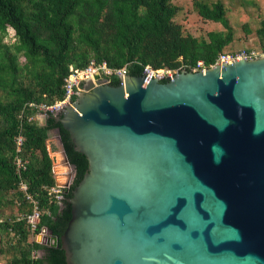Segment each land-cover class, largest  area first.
<instances>
[{"label":"water","instance_id":"95a60500","mask_svg":"<svg viewBox=\"0 0 264 264\" xmlns=\"http://www.w3.org/2000/svg\"><path fill=\"white\" fill-rule=\"evenodd\" d=\"M119 77L95 75L56 114L89 161L68 200L67 263L264 264V55L168 82Z\"/></svg>","mask_w":264,"mask_h":264},{"label":"trees","instance_id":"16d2710c","mask_svg":"<svg viewBox=\"0 0 264 264\" xmlns=\"http://www.w3.org/2000/svg\"><path fill=\"white\" fill-rule=\"evenodd\" d=\"M194 8L203 20L220 24L222 30L210 31L206 38L185 34L174 21L179 9L171 0H0V209L5 193L15 191L20 203L17 216L4 219L0 214V264H68L60 240L72 219L68 200L89 170L86 155L75 149L58 115L48 113L41 124L29 104L63 100L71 68L84 69L92 59L141 76L147 66L192 71L199 61L209 67L223 53L250 49L227 50L235 33L223 1L195 0ZM9 28L15 31L12 45L4 43ZM256 35L264 51V18ZM120 83L119 77L111 78V85ZM54 130L74 172L61 201L48 192L57 184L48 146ZM20 135L21 156L28 161L21 174L15 165ZM22 183L40 204L35 233L27 221L34 204L21 190ZM42 229L57 237L58 244L37 242ZM5 250L12 252L8 261Z\"/></svg>","mask_w":264,"mask_h":264},{"label":"rangeland","instance_id":"374dc122","mask_svg":"<svg viewBox=\"0 0 264 264\" xmlns=\"http://www.w3.org/2000/svg\"><path fill=\"white\" fill-rule=\"evenodd\" d=\"M174 5L179 9L174 21L181 24L184 28L185 34H191L196 37H207L210 31L222 30V26L217 23L203 20L196 9L194 8L195 0H171ZM206 2H216L218 0H200ZM225 3L229 10L228 17L232 26L234 27L235 40L232 45L227 49L228 51H236L239 49H256L260 50V45L258 44V38L256 35V30L260 26L261 20L264 18V0H221ZM249 31V32H248ZM16 41L15 31L12 28L8 29V35L4 39V43L8 45L14 44ZM21 58V61H24ZM38 121L41 124H45L46 118L37 116ZM58 137V132L56 130L51 132V139L48 140V146L50 155L59 154V146L56 138ZM52 141V143H51ZM56 160V159H55ZM57 167V166H56ZM59 171L57 173V178L59 182L64 181L65 176L62 174L60 167H57ZM74 177V172H71V181ZM58 182V180H57ZM20 203L18 201L15 191L11 193L4 194V206L0 209V214L2 218L8 219L18 215ZM48 235V233L46 234ZM49 236V235H48ZM47 236V237H48ZM31 239H33L31 237ZM38 241V240H37ZM44 244H47L46 240H43ZM0 246H2L0 242ZM7 252L4 255L5 261H8L12 255L10 250H5ZM3 261V262H5Z\"/></svg>","mask_w":264,"mask_h":264},{"label":"built area","instance_id":"2783aa9c","mask_svg":"<svg viewBox=\"0 0 264 264\" xmlns=\"http://www.w3.org/2000/svg\"><path fill=\"white\" fill-rule=\"evenodd\" d=\"M263 55H264V51L261 49L260 50H256V49L242 50L236 54L223 53L218 57L216 62L212 64L211 66L208 67L204 64L203 61H199L197 66L192 71L194 72L200 71V70L205 71L208 68L216 67L217 64L221 61H232V60H238V59H254V58H257ZM144 72H147L162 81L165 79L172 80L179 71H174L170 69L156 70V69L151 68L150 66H147ZM95 75H99L101 79H105L107 80L108 83L111 84V78L113 76H117V77H119L120 75L127 76L128 71H127V68L112 69L107 65L106 62L99 63L95 59H92L90 64L84 69L71 68V74L65 80V85H64L65 96L63 100L57 101L53 105H46V104L38 105L36 103H31L29 104V108H31L32 110H35L38 113L37 116H41L43 118H46L48 116V113L56 115L60 113V111L63 108L72 104V98L74 96H78L81 92L84 91L86 82L88 80L96 81ZM23 144H24V140H23L22 135H20L16 140L17 157L15 159V165L17 167L19 174L25 171L28 165V161L25 160L21 156ZM61 166L64 167L63 164L57 165V167H61ZM57 167H54V172L56 176H58L57 172H59L57 170ZM57 180L59 182L58 178ZM71 183L72 181L70 180V183L68 185L55 184L54 186L48 188V192L51 196L55 197V199H57L58 201H61L64 199L66 190L70 188ZM21 190L26 192L28 199L31 200L34 204V210L31 214L27 216V221L30 224L32 232L35 233L38 229V225L40 223V218H41L40 204L38 201L34 200L32 196L27 192L28 187L25 183L21 184ZM46 234H47L46 229H42L36 235V240H38L39 235H43V240L47 241L48 235Z\"/></svg>","mask_w":264,"mask_h":264},{"label":"crops","instance_id":"0c3cea01","mask_svg":"<svg viewBox=\"0 0 264 264\" xmlns=\"http://www.w3.org/2000/svg\"><path fill=\"white\" fill-rule=\"evenodd\" d=\"M51 143H52V141H51ZM60 169H64V167L61 166Z\"/></svg>","mask_w":264,"mask_h":264}]
</instances>
